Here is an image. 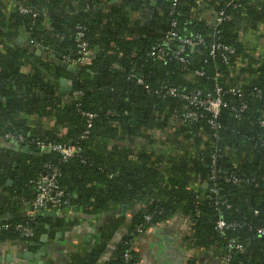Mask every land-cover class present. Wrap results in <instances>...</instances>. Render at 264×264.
<instances>
[{
  "label": "trees",
  "instance_id": "trees-1",
  "mask_svg": "<svg viewBox=\"0 0 264 264\" xmlns=\"http://www.w3.org/2000/svg\"><path fill=\"white\" fill-rule=\"evenodd\" d=\"M30 2L41 9L37 17L18 11ZM208 6L223 13L220 23L208 24L195 0H0L2 139L23 136L78 151L64 160L34 145L30 155L0 149V217L12 225L0 231V245L34 250L28 244L40 243L48 233L43 215L20 211L30 209L37 194L31 182L56 172L66 201L57 211L69 206L86 216L123 206L130 211L126 231L105 264H138L133 244L138 230L177 216L190 226L180 239L191 256L187 264H199L195 255L201 252L216 264H264V236L258 233L264 229V0H209ZM171 20L179 36L202 40L185 49L186 63L148 56L171 30ZM78 28L94 57L71 74L60 64L63 56H76ZM19 29L43 47L44 57L17 43ZM214 45L232 53L220 49L211 56ZM62 79L70 82V92L61 90ZM217 86L226 107L216 117L167 94L170 88L200 92L204 101ZM188 112L197 114L195 121L185 118ZM138 142L143 145L134 149ZM125 221L114 220L96 249L72 254L68 264H96ZM218 221L228 227L218 230ZM62 223L57 220L54 227ZM17 225L31 228L33 236L22 235Z\"/></svg>",
  "mask_w": 264,
  "mask_h": 264
},
{
  "label": "crops",
  "instance_id": "crops-1",
  "mask_svg": "<svg viewBox=\"0 0 264 264\" xmlns=\"http://www.w3.org/2000/svg\"><path fill=\"white\" fill-rule=\"evenodd\" d=\"M208 1L209 0H195V3L201 10L202 18L208 24H213L215 12L209 8ZM7 5L9 6L8 3ZM30 6L36 11H41L34 2H30ZM42 12L44 16L51 15V12L47 10H43ZM135 19H138L137 16ZM18 35L17 43L18 39L21 40V42L18 43L19 45L30 50L32 54L37 56L44 55L39 46L29 44V38L23 29H19ZM48 56L47 59L54 61L53 57L50 55ZM29 70L28 66L22 68L24 74L29 73ZM160 138L158 134L156 139L160 140ZM142 145V142H138L133 147L137 149L138 146ZM147 148H150V146H147ZM0 149L14 150V144L0 139ZM19 153L21 152L19 151ZM51 211L56 212V218L44 216L48 220L47 223L43 225L44 229L45 226L49 227L48 230L45 229L48 233L43 234L47 235V243L36 244L34 250L22 244H2L0 245V264H37V261H41L42 264H68L72 254L84 255L96 249L99 244L101 233L104 230L106 231V228L114 220L119 217H124L126 219L124 225L115 233L106 251L96 262V264H105L112 255L114 247L119 239L126 231L125 227H127L126 224L130 214L128 208L124 214L122 213V208H120L119 210H113L100 216H86L78 208L69 206L59 211L51 209L44 212L42 215L50 213ZM20 215L30 216L32 215V209H23L20 211ZM57 220L63 222L62 227H54V223ZM189 229L190 226L188 221L181 216H177L165 224L157 225L153 229L139 234L133 243L134 249L138 253V264H187L191 256L189 250L181 245L180 239ZM49 234H52L53 237H50ZM40 247H46L47 250L42 253ZM26 252L34 253L36 260L31 262L23 259V256H18L24 255ZM195 256L199 264H216L215 259L210 254L201 252Z\"/></svg>",
  "mask_w": 264,
  "mask_h": 264
},
{
  "label": "built area",
  "instance_id": "built-area-1",
  "mask_svg": "<svg viewBox=\"0 0 264 264\" xmlns=\"http://www.w3.org/2000/svg\"><path fill=\"white\" fill-rule=\"evenodd\" d=\"M18 11L21 15L24 16H32L37 17L38 13L37 11L32 8L31 6H21L18 5ZM170 15H173V11L170 13ZM223 13H215V20L214 24H218L222 21ZM169 25L171 27V30L168 31L161 42L154 45L150 52L148 53L149 57L157 58L163 62L169 61L171 58L178 60L182 63H186V60L183 57V54L185 52V49H193L197 45L202 43V40L200 38L190 39L187 37H181L178 35V32L176 31L177 23L174 20H171L169 22ZM76 33L77 37V46H76V56L74 58L69 56H63L61 58V63H67L69 65H72L76 68L87 66L89 65L94 57L93 51L90 49L88 43L84 40V29L78 28ZM25 32V31H24ZM26 34V32H25ZM27 35V34H26ZM28 37V35H27ZM246 37V36H245ZM29 38V37H28ZM177 42L179 46L176 48H171L169 43ZM29 44L34 45V41L29 39ZM222 49V51L227 52L229 54L232 53V50L228 49L227 47H221L219 45H214L211 47V53L210 55H214L218 50ZM40 50H44L43 47H40ZM197 75H201L200 73H196ZM139 84L143 85V82L138 79L137 80ZM222 89L220 87H216L214 90L213 95L206 96L204 101L199 100L200 92H192L189 94L186 93H180L178 89L176 88H170L167 92L168 96L174 97V98H182L188 102L190 106H203L205 109H207L210 113L213 114V117H216L218 110L220 107H226L225 104H223L222 100ZM230 93L233 94H239L238 91L235 90H229ZM245 106H242L241 110H244ZM88 118H91L89 115ZM185 118L190 121H195L197 118V114L194 112H188L185 115ZM212 126H214V122H209ZM260 124L264 126V121H260ZM6 139L10 140L11 143L15 144H22L25 146L34 145L38 150H42L44 152H57L62 155L64 160H67L71 156H73L75 153H77V149L75 147H63L61 145H50L45 144L43 142L39 141H28L23 136L14 137L11 135H6ZM3 136L0 132V139H2ZM264 142V141H263ZM215 157L212 158V164L215 165ZM217 176V170L212 171L211 180L215 179ZM234 183H239L240 180L233 179ZM31 184L36 189V196L35 199L30 202V208L32 209V217H37L39 215H42L44 212L48 211V206H51L52 210H58L61 209L65 204L66 201L64 200V194L62 190L57 185V174L56 172H51L49 174H45L38 179H36L34 182H31ZM149 221L150 219L147 218ZM6 221L5 218L0 217V231L7 230L12 225L10 224H3ZM228 226L224 221H218L217 223V229L222 231L226 229ZM17 231L21 232L22 235H24L27 238H30L33 236V230L29 227H26L24 225H17L15 227ZM138 232H141V229L138 230ZM258 233L261 236H264V229H260ZM231 246L239 251H242V247L238 244H231ZM125 261H129L131 259V255L129 253H126L124 255Z\"/></svg>",
  "mask_w": 264,
  "mask_h": 264
},
{
  "label": "water",
  "instance_id": "water-1",
  "mask_svg": "<svg viewBox=\"0 0 264 264\" xmlns=\"http://www.w3.org/2000/svg\"><path fill=\"white\" fill-rule=\"evenodd\" d=\"M102 8V6L100 7ZM21 40L18 39V43H20ZM63 70L71 73V74H74V73H77L79 70L78 68L72 66V65H69L67 63H62L61 66H60ZM60 84H61V90L62 91H65V92H70L72 90V87L70 86V82L66 79H62L60 81ZM14 151L15 152H21L23 154H26V155H30L32 153L31 151V147L30 146H25V145H22V144H18V143H15L14 144ZM11 184V181L8 182V185ZM0 192H1V189H0ZM48 209L51 210V206L49 205L48 206ZM127 207L126 206H123L122 207V213L124 214L125 211H126ZM43 216L45 217H52V218H56V212L55 211H51L50 213H45ZM45 229H49L48 226H45ZM40 243L41 244H46L47 243V235H42L40 237ZM29 247L33 248L36 246V243L35 242H30L29 244ZM47 250L46 247H40V251L43 253ZM40 253V252H39ZM19 257L23 256V259H26L28 261H31V262H34L36 260V257H35V254L32 253V252H26L24 255H18ZM37 264H42L41 261H37Z\"/></svg>",
  "mask_w": 264,
  "mask_h": 264
}]
</instances>
